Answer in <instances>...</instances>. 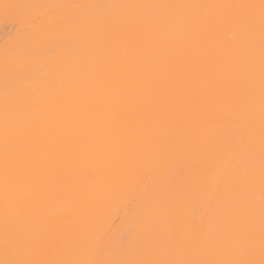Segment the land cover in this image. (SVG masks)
<instances>
[{"label":"bare ground","instance_id":"1","mask_svg":"<svg viewBox=\"0 0 264 264\" xmlns=\"http://www.w3.org/2000/svg\"><path fill=\"white\" fill-rule=\"evenodd\" d=\"M0 264H264V0H0Z\"/></svg>","mask_w":264,"mask_h":264}]
</instances>
